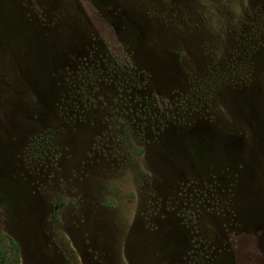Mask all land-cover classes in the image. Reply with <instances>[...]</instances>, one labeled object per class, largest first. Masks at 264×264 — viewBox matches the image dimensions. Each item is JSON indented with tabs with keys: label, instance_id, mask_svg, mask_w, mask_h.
<instances>
[{
	"label": "rangeland",
	"instance_id": "374dc122",
	"mask_svg": "<svg viewBox=\"0 0 264 264\" xmlns=\"http://www.w3.org/2000/svg\"><path fill=\"white\" fill-rule=\"evenodd\" d=\"M1 264H264V0H0Z\"/></svg>",
	"mask_w": 264,
	"mask_h": 264
},
{
	"label": "trees",
	"instance_id": "16d2710c",
	"mask_svg": "<svg viewBox=\"0 0 264 264\" xmlns=\"http://www.w3.org/2000/svg\"><path fill=\"white\" fill-rule=\"evenodd\" d=\"M8 254V252H0V261L4 260L6 258V255ZM1 264V262H0Z\"/></svg>",
	"mask_w": 264,
	"mask_h": 264
}]
</instances>
